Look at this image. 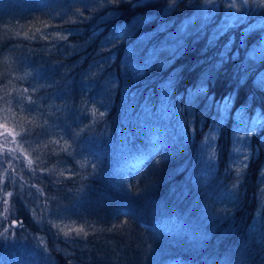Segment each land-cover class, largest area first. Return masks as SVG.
I'll return each instance as SVG.
<instances>
[{
  "label": "trees",
  "instance_id": "1",
  "mask_svg": "<svg viewBox=\"0 0 264 264\" xmlns=\"http://www.w3.org/2000/svg\"><path fill=\"white\" fill-rule=\"evenodd\" d=\"M11 1L0 65L26 80L0 79V109L18 126L20 91L45 114L20 128L30 165L0 155L22 221L0 264H264L260 33L211 0Z\"/></svg>",
  "mask_w": 264,
  "mask_h": 264
},
{
  "label": "rangeland",
  "instance_id": "2",
  "mask_svg": "<svg viewBox=\"0 0 264 264\" xmlns=\"http://www.w3.org/2000/svg\"><path fill=\"white\" fill-rule=\"evenodd\" d=\"M211 1L215 3V5L212 6V9L215 10L216 13L219 12V19L224 22L223 31H226L229 28H232V30L236 31L238 27H241L243 26V24H246L248 25V27L246 26L245 29L250 31L256 30V32L260 33L261 42L264 44V3H262L261 0ZM18 7V2H15L13 4V1L11 0H0V13L5 12L4 17L0 16V38L7 36L8 33L12 30L10 28V30L7 31V13L13 11H15L16 14L20 13V8L18 9ZM205 10L208 11V6ZM8 15L11 14L9 13ZM19 15L20 14H18L17 16ZM209 15L210 14L208 13L207 16ZM4 63V66L0 65V79L9 76H15L16 78L19 77L22 82L26 80V78L22 76L21 70L17 69L16 73L13 74V69L11 65L6 61ZM26 95L25 93L23 94V92L16 91V94L12 95L8 100V102L10 103V116L15 118L11 113L12 110L17 114V117L19 116V118L21 119L18 124L19 128L13 122L9 121L8 115H6V111L4 109H0V155H2L5 150L7 151L9 149L13 153H9L12 155V157H8L7 155L8 160L14 158L18 162L30 165L28 154L31 153V149L24 147V144L26 143L22 140L21 136L23 135V133L20 128H22V126H28L30 129L33 130L35 128L34 126L38 123L39 119L44 116L45 111L39 104H31L27 102ZM9 109L6 108L8 112ZM23 120H25V122ZM6 129H10V131H6ZM43 130L48 131L49 128L45 127ZM34 141H37V139H35ZM11 163L12 161L7 162V168H10L9 165ZM20 167L27 168L22 164L20 165ZM13 172L14 173H12V176L8 175L10 173L6 169L4 170V172H0V237L4 239L14 238L15 233H12V231L21 228L17 227L13 229L9 220L10 215L8 199L10 197L11 191L18 188L17 184L21 183L20 177L15 171ZM26 186L31 187L32 185ZM7 220H9L8 226H6Z\"/></svg>",
  "mask_w": 264,
  "mask_h": 264
},
{
  "label": "clouds",
  "instance_id": "3",
  "mask_svg": "<svg viewBox=\"0 0 264 264\" xmlns=\"http://www.w3.org/2000/svg\"><path fill=\"white\" fill-rule=\"evenodd\" d=\"M261 2L264 3V0H261ZM41 26L47 28V27H49L50 25H49L47 22H41ZM33 27H35V26H33ZM35 32H36V33H39V32H40V28H39V27H35ZM22 35H23V37H24L25 39H34V38H35L34 35H33V36H29V33H28L27 31L24 32ZM54 35H59V34H54ZM43 38H44V39H47L48 37H43ZM0 87H6V85H5V86H0ZM77 163L80 164L81 167L84 166L83 163H81L80 161H77ZM14 223H15V222H14ZM72 231H75L77 234H80V233L83 232L84 235H87V233L84 232V228H83V226H79V227H75V226H73V227H72ZM68 234H69V233H68L67 231L64 232V235H68Z\"/></svg>",
  "mask_w": 264,
  "mask_h": 264
},
{
  "label": "snow or ice",
  "instance_id": "4",
  "mask_svg": "<svg viewBox=\"0 0 264 264\" xmlns=\"http://www.w3.org/2000/svg\"><path fill=\"white\" fill-rule=\"evenodd\" d=\"M6 131H10V129H6Z\"/></svg>",
  "mask_w": 264,
  "mask_h": 264
}]
</instances>
